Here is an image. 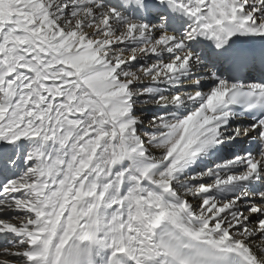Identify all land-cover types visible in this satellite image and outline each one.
I'll list each match as a JSON object with an SVG mask.
<instances>
[{"label": "snow or ice", "instance_id": "6c2138e0", "mask_svg": "<svg viewBox=\"0 0 264 264\" xmlns=\"http://www.w3.org/2000/svg\"><path fill=\"white\" fill-rule=\"evenodd\" d=\"M0 264H264V0H0Z\"/></svg>", "mask_w": 264, "mask_h": 264}]
</instances>
